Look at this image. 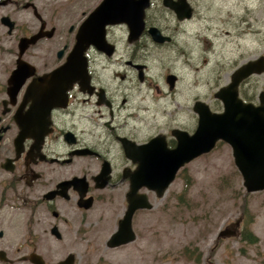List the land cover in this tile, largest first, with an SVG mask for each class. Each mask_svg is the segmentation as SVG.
Listing matches in <instances>:
<instances>
[{
  "label": "flooded vegetation",
  "instance_id": "flooded-vegetation-1",
  "mask_svg": "<svg viewBox=\"0 0 264 264\" xmlns=\"http://www.w3.org/2000/svg\"><path fill=\"white\" fill-rule=\"evenodd\" d=\"M261 2L0 0V264H68V257L76 264L84 250L131 244L151 225L153 207L160 202L166 208L168 188L184 180L197 159L220 144L232 155L230 144L216 141L178 167L162 191L165 176L153 174L169 169L179 145L195 150L197 102L211 113L223 111L220 99L221 106L200 94L182 99L177 70L187 66L192 75L202 53L214 64L234 38L244 45L239 56L246 55L250 20L252 38L263 43L264 14L254 17ZM259 57L264 49L238 63L226 84L236 69ZM259 79L264 71L239 82L244 103L260 105ZM41 87L59 90L45 95L59 104L50 109L43 138L42 128L24 131L20 125L40 120L30 109L40 107ZM246 88L258 89L257 98ZM153 93L158 100L171 95L159 116ZM130 198L145 207L132 214L134 239L117 245L112 238ZM231 225L217 237L222 229L237 235Z\"/></svg>",
  "mask_w": 264,
  "mask_h": 264
},
{
  "label": "rangeland",
  "instance_id": "rangeland-1",
  "mask_svg": "<svg viewBox=\"0 0 264 264\" xmlns=\"http://www.w3.org/2000/svg\"><path fill=\"white\" fill-rule=\"evenodd\" d=\"M242 6L243 2L239 7ZM255 12V18L264 14L263 2ZM250 25L251 20L246 55L239 56L244 45L237 46L234 38L224 53H217L214 64L213 58L202 53L196 62L200 68L193 70L192 65V75L187 66L177 70L182 77V99L200 94L208 102L218 100L214 92L229 81L230 73L241 61L253 58L264 49V41L257 43L252 38ZM208 44L204 43L201 48L205 49ZM156 73L153 63L151 74L154 77ZM262 81L259 79V86ZM243 92L257 98L259 90L246 88ZM169 97L158 100L153 93V113L162 114L171 100ZM193 165L183 172L184 180H176L168 188L164 199L166 208L160 202L153 207L151 225L142 230L137 241L112 251L84 250L76 264H264V190L248 192L245 189L242 176L233 164L231 150L225 144L202 155ZM177 194L183 196L181 201L174 198ZM238 218L242 224L237 227V235L217 237L220 228Z\"/></svg>",
  "mask_w": 264,
  "mask_h": 264
},
{
  "label": "water",
  "instance_id": "water-1",
  "mask_svg": "<svg viewBox=\"0 0 264 264\" xmlns=\"http://www.w3.org/2000/svg\"><path fill=\"white\" fill-rule=\"evenodd\" d=\"M70 62L69 60L68 66H70ZM263 71V57L248 61L236 69L231 75V81L218 88L214 93V97L220 99L223 103V111L221 113H211L204 103L200 101L196 103L197 109L200 108V122L192 135L196 140V143L191 145L195 152L186 151L184 147L179 145L172 151V153H175V160L169 169L153 172V174L160 173L165 176L162 185L159 187L160 191L173 180L178 167L197 155L209 152L218 140L230 144L234 163L242 176L245 189L248 192L264 189V91L259 93V106L244 103L238 93V84L241 80L253 73H261ZM169 77L172 78L173 76L170 75ZM52 87L51 89L41 87V90L38 91L41 94L40 107L31 108L30 114L35 115L37 111V114H40V120L34 122L23 120L24 122L20 123V125L24 127V131L30 125H34L36 128L40 127L42 128V138L48 131L50 109L59 104L56 101L57 98L54 97L48 101L45 97L51 91H59L58 89L52 90ZM248 142L251 143L249 146ZM138 207L145 206L136 204L130 198L128 209L119 223V230L114 234L112 243L119 245L134 239L131 218L134 210ZM239 222L240 218L232 223V228L237 227ZM235 233V230L222 229L218 237L231 236L235 235ZM68 264H73L72 259L69 257Z\"/></svg>",
  "mask_w": 264,
  "mask_h": 264
},
{
  "label": "trees",
  "instance_id": "trees-1",
  "mask_svg": "<svg viewBox=\"0 0 264 264\" xmlns=\"http://www.w3.org/2000/svg\"><path fill=\"white\" fill-rule=\"evenodd\" d=\"M244 237H246V236H244Z\"/></svg>",
  "mask_w": 264,
  "mask_h": 264
}]
</instances>
